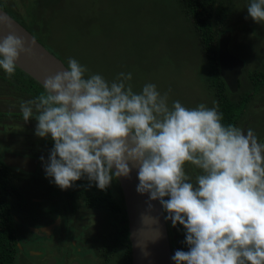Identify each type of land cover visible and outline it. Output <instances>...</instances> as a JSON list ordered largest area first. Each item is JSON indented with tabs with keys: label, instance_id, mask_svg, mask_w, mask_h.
<instances>
[{
	"label": "rangeland",
	"instance_id": "374dc122",
	"mask_svg": "<svg viewBox=\"0 0 264 264\" xmlns=\"http://www.w3.org/2000/svg\"><path fill=\"white\" fill-rule=\"evenodd\" d=\"M37 2L12 0V6L13 10L28 18V8H33L32 12L43 10H39ZM251 3L264 7V0H232L231 6L232 25L229 29L233 31V37L230 51L246 62L241 77L249 71L248 68L264 67V12L259 6L251 7ZM42 4L48 11L50 9L44 18L51 22L49 34L41 32H44L46 46L58 51L70 68L89 76L86 80L82 78L83 84L141 137L148 151L155 153L152 155L156 166L165 163L163 169H168V174L178 183V193L185 195L191 212H197L199 208L205 215V208L208 207L218 217V212L211 204L213 178L209 176L208 183L201 171V165L204 169L205 164L204 155L213 147L216 103L203 75L206 60L201 45L179 0H42ZM39 14L41 17L37 16L32 21L40 20L44 13ZM63 55H68L70 59ZM4 66L10 68L8 64ZM9 71L17 76L13 77V82L4 84L0 81V94L9 85L11 89L4 94H10L13 98L17 95V88L21 90L18 80L24 83L28 80L13 67ZM18 95L33 100L22 90L18 91ZM256 96L259 98L247 105L243 122L239 125L238 132L242 133L238 135L239 138L246 136L236 148L242 163L248 162L250 156L256 158V154L261 157L259 161L264 159V140L261 142L257 139L264 135V89ZM8 102L0 99V110L18 108L12 115L20 118L10 115L0 118V157L11 147L28 148L24 144L29 140L33 146L37 143L35 150L44 154L46 159L61 158L55 166L65 171L78 169L75 165L81 164L80 159H77L78 163L76 160L70 163L66 160L71 157L70 154L54 151L50 146V139L59 131L49 126L42 116L41 111L48 113L49 110H33L30 105L26 106L29 103L21 108L22 102ZM21 120L23 124H19ZM9 126H12L11 129ZM2 127L6 130H2ZM86 148L93 152L89 143ZM96 157L99 158L98 164L84 157L85 164L88 168L95 165L97 170L112 178L113 173L106 162L97 153ZM252 166L256 181L261 182L259 188L264 190V164L255 162ZM45 171L43 168L41 174ZM16 174L30 178L39 193H51L53 184L49 176L40 177L27 172ZM81 199L87 202L84 196ZM83 211L93 212V208L85 204ZM41 213L26 211V218L32 220ZM106 213L103 209L98 211L102 226L93 225L87 233V237H91L94 242L99 239L102 244L109 242L105 240V236L108 237L106 232L109 231ZM205 220L211 224L209 220L213 219L206 217ZM66 225L63 231L68 233ZM219 230L223 231V228ZM179 232L184 234L181 228ZM26 235L29 236V244L26 245L29 253L18 257L19 264L45 263L47 257L53 255L59 259L70 257L66 234L60 240L57 251L49 246L42 235L31 231ZM217 236L213 234V237ZM96 252L97 258L90 256L88 250L77 254L72 251L88 264H117L121 259L122 263L128 259L127 256L123 257L122 248L113 253L114 262L113 255L107 258L101 251ZM104 252L107 255L110 250L106 248Z\"/></svg>",
	"mask_w": 264,
	"mask_h": 264
},
{
	"label": "trees",
	"instance_id": "16d2710c",
	"mask_svg": "<svg viewBox=\"0 0 264 264\" xmlns=\"http://www.w3.org/2000/svg\"><path fill=\"white\" fill-rule=\"evenodd\" d=\"M179 2L185 17L191 23L201 45L204 59L206 60L205 73L203 75L216 103L214 112L215 125L213 127L214 146L210 150L211 155L205 158L208 163L203 164L204 169H202L201 165V171L203 174H209L213 178L211 180V204L218 212V217L208 207L205 208V215L202 214L199 208H197V212H191L187 200L178 199L175 191L169 186L168 182L171 176L168 174V169H163L165 163L162 166H156L153 156L155 153L148 151L157 176L162 199L165 201V214L169 233L171 236L173 232H177L181 228L184 232V237L188 239L191 235L189 229H194L192 225H195L199 231L198 234L203 236V238L208 239L209 237H213V234H218L217 237L223 236V244L228 253L226 260L228 258L233 259L235 250H244L245 252H250L248 262L254 254L253 264H264V236L250 223L243 211L241 199L237 193V178L230 176L232 160L229 151V141L230 143L232 141L229 138L231 132L240 127L239 125L243 122V114L246 111L247 105L256 97L258 92L264 89V68L256 70L248 68L249 71L245 72L243 77L240 78V89L237 92L230 91L220 73L218 45L221 33L232 25L230 20L232 15V0H179ZM37 3L39 10H43L41 12L37 10L32 12L33 8H28V18L13 10L12 0H0V7L8 11L31 30L43 44L47 45L43 40V36L49 34L51 22L44 18L50 13V9L48 11L44 7L42 0H38ZM254 6L259 5L251 3V7ZM259 8L264 12L263 6H259ZM36 13L38 15H35ZM39 13H44L43 17L40 20L32 21L34 18L41 17ZM43 20L45 21V25L43 24ZM42 31L46 34L43 35L44 32L41 33ZM51 51L58 56L60 55L58 51ZM63 56L70 59L68 55ZM247 60H250V58H247ZM65 63L67 64L66 61ZM4 64L10 65V68L13 67L19 73L26 76L28 80L26 83L18 80V78L15 79L21 85L20 89L22 92L28 94L33 99L29 100L22 95H18V91L21 92V90L17 88V95L15 94V98L11 99L17 101L9 100L11 103H29L33 110H39V105L46 103V106L53 111L52 113L41 112L43 118L46 120L45 122L51 123L59 131L57 136L50 139V146L53 149L59 148L60 150L67 151L75 157H79L82 161L79 168L80 172L69 176L67 180L75 184L80 183V192L89 204L95 206L97 210H106L109 216V231L106 234L110 239L105 236V240L109 241L106 246L110 250L109 255L112 256L117 249L122 248L123 253L128 255V264H132V243L130 240L128 214L122 187L116 174L61 103L37 80L0 55V81L2 83L13 82V77L17 76L14 72H10V68L4 66ZM70 69L81 82L83 79L86 80L89 77L74 68ZM10 89L8 85L7 90ZM7 90H2V94H0L1 100L3 98L7 100V97H1ZM37 103L38 106H36ZM36 112L35 114H37ZM8 114L9 111L0 110V118ZM88 143L92 146L93 151L101 157L102 161L106 162L113 173L112 178L111 176H107L105 172L97 170L95 165L92 164L88 168V165L85 164L84 157L95 160L86 148ZM205 160L204 162H206ZM11 169L5 163L4 158L0 157V264H19L17 259L22 251L21 246L24 244L25 230L20 220L13 216L10 209L11 196L14 194L20 196L22 194V189L18 185L10 183L12 180ZM195 174L197 173L195 172ZM241 182L245 183L244 181ZM82 195L80 198H83ZM183 197L185 198V195ZM183 211H186L189 213V216L195 218L191 219V225L184 219ZM206 217L213 219L209 220L212 225L206 222ZM221 228H223V231L219 230ZM99 242L102 243L100 239ZM189 242L187 243L191 246V249L199 254L200 261L203 258L200 264H218V258L215 259L216 262H213V258L210 256H206V258L203 256L205 250L202 244L205 243L204 241H199L198 243L189 240ZM254 247L257 249L252 250ZM109 255L108 257H110ZM223 256L226 257V255Z\"/></svg>",
	"mask_w": 264,
	"mask_h": 264
},
{
	"label": "water",
	"instance_id": "95a60500",
	"mask_svg": "<svg viewBox=\"0 0 264 264\" xmlns=\"http://www.w3.org/2000/svg\"><path fill=\"white\" fill-rule=\"evenodd\" d=\"M232 37L231 29L221 33L218 60L221 76L230 91L237 92L246 62L230 51ZM0 55L61 103L116 174L129 218L133 264H175L157 176L141 137L103 104L61 57L1 7ZM4 161L24 171H35L39 160L6 152ZM249 217L256 224L250 213ZM261 231L264 234V228ZM55 262L53 258L47 264Z\"/></svg>",
	"mask_w": 264,
	"mask_h": 264
},
{
	"label": "flooded vegetation",
	"instance_id": "af4514ba",
	"mask_svg": "<svg viewBox=\"0 0 264 264\" xmlns=\"http://www.w3.org/2000/svg\"><path fill=\"white\" fill-rule=\"evenodd\" d=\"M7 96H10V97L8 98ZM1 97H7V100L6 98H3V101H7V103H9L8 102L9 100L15 98L14 96L12 98V95L10 94L8 95L4 94ZM257 98H259V96H256L254 99H252V101H250V104ZM26 104L27 103H22L20 107L23 108L22 106ZM28 105L30 104H27L26 106ZM36 106H38V103L36 104ZM42 108H46L51 113L53 112L46 106V103L39 105V111H41ZM17 110L18 108L16 110H10L8 116L10 115L14 117L12 115V112L13 111L17 112ZM42 113H45V112H42ZM15 117L20 118V116H15ZM20 122L21 123L19 124H23L22 120ZM48 124L49 126L54 127L51 123H48ZM11 127L12 126H9L10 129ZM25 127L29 129L28 126H25ZM2 130H6V128L2 127ZM238 130H239V127L233 130L229 137L230 139H232L231 143L229 141V144H230L229 151H230V157L232 160V168H231L230 176L233 178H237V184H238L237 193L241 199L240 202L242 203L243 211L245 212L246 217L248 218L250 223L254 225V227H256L260 231V233L264 236V234L261 231V228H264V190L263 189L261 190L259 188V185L261 184V182L256 181V178H255L256 176L255 174L253 175L254 167L252 166V164L255 162L264 164V161H263L264 159L262 161H259L261 157L260 156L258 157L256 154V158L254 155L250 156L248 162L242 163L239 154H237L236 148L240 144H242V141L246 136L240 139L238 135L242 133L238 132ZM256 132L257 131H254V133ZM212 134L214 136L213 130H212ZM261 138H257L258 141L262 142V140H264V135L261 136ZM36 145L37 143H35V146L31 145L30 141L27 140L26 143L24 144V147H28V148L11 147L8 150H6L7 152H12V153L20 154L23 156L32 157V158H37L39 160L35 171H24L19 167L10 166L12 168L11 169L12 170V180L10 181V183L13 185L14 184L18 185L22 189V194L20 196L17 194H14L10 198V209L12 210L13 216L20 220V223L22 224L25 230L24 238H23L24 247L21 246L22 251L20 252L19 256L29 253L26 249V245L29 244L28 242L29 236L26 234L28 233V231H31L33 232V234L42 235L43 239L49 242V246L51 248L53 247V249H55L56 251L59 250L60 240L62 239V237L65 236V234H66L65 238L68 240V248L71 252L70 257L66 259L64 257H61L59 259V257L53 255V256L47 257V259L45 260V263L40 262V264H47L48 261L53 258L56 259V262L54 264H70L74 261H78L81 264H88L84 262L85 260L84 258L78 255L76 256V254L79 251H84V250L90 251V256L93 255L96 258L98 257V253L96 252L98 250V251H101V254H104V256L108 258L109 254L105 255V252H104L106 250L107 244L102 245V243H100L99 241L94 242L91 237L90 238L87 237V233L89 232V229L93 225L100 224L102 226V223H101L102 221L99 219L98 214H97L98 211L102 209L97 210L95 206H93L92 204H88L85 200H82L80 198L82 195L79 189L80 183L75 184L74 182L67 180L69 176L75 175L78 172H80L79 168L81 167V165L76 164L78 163L77 159L79 158L75 157L74 155H72L71 153L67 151L60 150L59 148L54 149V151L70 154L71 157L69 156L66 159L70 163L76 160V163L75 162L74 163L76 164L75 165L76 168L78 166V169L77 170L73 169L72 171H65L61 169L58 165L55 166V163L58 161H61V158L52 159L51 157H49L48 159H46L43 156L44 154L39 153L38 151L35 150ZM213 146H214V138H213ZM12 148H15V149H12ZM210 150L205 153L204 158H203L204 160L208 155H211ZM6 151H4L3 158L5 156ZM91 154H92V157L95 159L96 164H98L97 161H99V158L96 157V152L93 151ZM47 163H48V167H46ZM205 163H208V162L206 161ZM43 168L47 171L41 174V172L43 171ZM37 171H38V175H36ZM17 172H27L32 175L40 176V177L49 176L50 183L53 184L51 193H43V194L39 193L40 192L39 189L34 186L33 181L30 178H26L25 175H17L16 174ZM204 175H206L207 182L209 183V179H208L209 174H204ZM31 177H34V176H31ZM241 181H244L245 183ZM168 183L171 189L175 191L178 199L186 200L183 197L184 195L178 193V188H176V185L178 184L172 178V176L169 179ZM31 189L33 190L32 194L30 193L32 191ZM164 202L165 201H163V203ZM85 204L88 205L89 207H92L93 212L84 213L83 208L85 207ZM164 209H165V203H164ZM26 211L35 213V214L39 212H42V213L38 215L36 218L29 220L26 218ZM183 212H184L183 213L184 219L187 221V223L191 225V222H190L192 221L191 219H195V218H193V216H189L188 215L189 213H187L186 211H183ZM249 213L251 214L252 218L255 220L256 224L252 222L251 218L249 217ZM37 219H39L38 222H36ZM73 222L78 223V224H74ZM65 224H67L66 227L69 229L68 233L63 231L65 228L64 227ZM105 224H107V221ZM192 226L194 227V225ZM33 229L34 230L36 229V232ZM189 230H190L191 235H190V238L188 239L185 238L184 234L183 233L181 234L179 231L173 232V234H171L170 236L175 264H200V262L203 261V258L200 261L199 254L193 249H191V246L188 244L190 243L189 240L198 242V243L199 241H204L205 243L202 244V246L204 247L203 249L205 250V252L203 253V256L205 258L206 256H210L211 258H213L212 259L213 262H216L215 259L218 258V264H253V261H254L253 257H255L254 254L250 257V260L248 262V256L250 252L249 251L245 252L244 250L237 251L235 250L236 248L234 249L235 251L233 253V259L231 260L230 258H228V260H226L228 253L226 252L225 247H224L225 245L223 244L224 243L223 236L222 237H209L207 239V238H203V236L198 234L199 233L198 229H189ZM50 236H52L51 239H50ZM72 247L76 253L75 255L72 253L73 251L71 250ZM23 249H25V251H23ZM255 249L257 248L254 247L252 250H255ZM223 255H226V257H224ZM125 256H128V255H125L123 253V257ZM104 262H106V260H104ZM113 262H114V256H113ZM117 264H128V259L124 263H122V259H121V261H118ZM132 264H133V261H132Z\"/></svg>",
	"mask_w": 264,
	"mask_h": 264
}]
</instances>
